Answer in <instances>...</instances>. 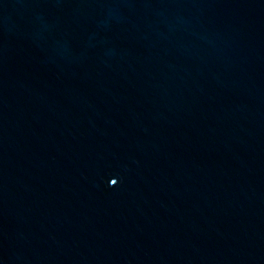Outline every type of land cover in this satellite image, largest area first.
<instances>
[{"label":"water","instance_id":"95a60500","mask_svg":"<svg viewBox=\"0 0 264 264\" xmlns=\"http://www.w3.org/2000/svg\"><path fill=\"white\" fill-rule=\"evenodd\" d=\"M0 264H264V0H0Z\"/></svg>","mask_w":264,"mask_h":264}]
</instances>
